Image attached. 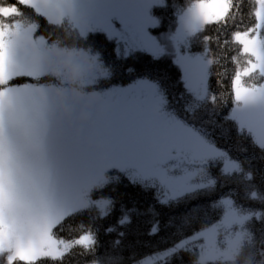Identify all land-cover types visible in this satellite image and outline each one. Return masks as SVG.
<instances>
[{
    "label": "snow or ice",
    "instance_id": "obj_1",
    "mask_svg": "<svg viewBox=\"0 0 264 264\" xmlns=\"http://www.w3.org/2000/svg\"><path fill=\"white\" fill-rule=\"evenodd\" d=\"M256 3L255 27L232 34L240 53L250 59L232 77L235 107L227 119L235 122L238 134H247L264 150V84L244 83L256 74L264 78V0ZM154 6L166 5L164 0H15L7 5L0 0V264L5 257L7 264L42 259L62 264L75 246L94 250L97 239L91 230L81 227L78 238L66 240L54 229L88 208L108 214L111 201H94L89 193L108 182L109 169L126 173L133 182L158 183L169 198L214 187L206 166L216 160L225 162L224 175L243 174L238 161L168 110L158 83L139 80L128 89L89 91L111 75L99 54L34 35L39 25L21 11L31 9L49 24L67 25L85 40L90 33H106L117 41L118 56L142 51L158 58L166 46L148 33L159 25ZM233 7V0H186L177 8L178 27L167 40L184 45L183 51L177 47L176 63L185 71L193 107L209 99L205 81L214 60L189 54L187 45L207 25H226ZM232 60L238 64L237 57ZM18 77L34 82L12 85ZM42 78L51 82L41 83ZM257 196L252 192L250 198ZM213 206L224 208L218 224L149 257V264L181 249L194 251L188 244L200 239L204 243L196 264H238L246 247L253 250L248 264H255L256 237L247 223L264 213L238 207L230 198ZM127 222L126 216L119 221ZM259 243L258 255L264 256V239Z\"/></svg>",
    "mask_w": 264,
    "mask_h": 264
},
{
    "label": "trees",
    "instance_id": "obj_2",
    "mask_svg": "<svg viewBox=\"0 0 264 264\" xmlns=\"http://www.w3.org/2000/svg\"><path fill=\"white\" fill-rule=\"evenodd\" d=\"M3 2L7 5L15 3V0ZM164 2L166 6L152 8L159 25L151 30L160 39L164 33L175 30L177 8L186 4V0ZM233 4L226 25H207L188 43L190 52L201 53L214 60L206 78L209 99L195 107L171 51L158 58L142 51L127 57L118 56L117 42L103 32L90 33L86 40L78 38L75 32L67 29V25L49 24L47 18L38 17L31 9L21 7L25 17L39 25L35 33L44 36L50 43L59 39L67 46L91 48L93 54H99L101 62L111 70V75L101 78L89 91L126 85L138 79L156 82L165 96L169 111L205 133L209 140L243 168V174L224 175L222 160L213 161L206 166V171L216 181L214 187L170 199H165L162 190L151 182H133L126 173L109 169L106 173L108 182L89 193L94 201H111L108 214L101 216L99 209L88 208L67 217L54 229L59 238L66 240L78 238L82 234L81 227L85 232L91 230L97 239L95 249L89 251L75 246L70 254L65 255L62 264H109V261L113 264H140L141 261L149 264V257L154 258L157 253L174 248L180 240L219 223L224 208L213 205L222 198L232 199L238 207L264 213V199H261L264 197V150L254 145L247 134H238L235 122L227 119L234 106L232 77L237 67L242 70L250 59L240 53L241 46L233 42L232 34L254 28L257 3L256 0H233ZM204 37L209 39L205 41ZM233 56L237 57L238 64L233 62ZM46 79L42 78L40 82ZM263 80L256 74L245 77L244 83L245 86L259 85ZM213 96L216 97L214 102L211 99ZM249 173L251 179H246ZM252 192L258 193L257 198H250ZM125 216L128 222L120 224L119 221ZM247 227L256 237L255 264H264V256L258 255L259 242L264 239V218L252 219ZM188 248L194 251L181 249L166 260H160L159 264H196V242L188 244ZM251 251L246 247L238 264H248L246 257ZM4 264L7 262L4 261ZM37 264L52 262L42 259ZM56 264L61 262L57 261Z\"/></svg>",
    "mask_w": 264,
    "mask_h": 264
},
{
    "label": "rangeland",
    "instance_id": "obj_3",
    "mask_svg": "<svg viewBox=\"0 0 264 264\" xmlns=\"http://www.w3.org/2000/svg\"><path fill=\"white\" fill-rule=\"evenodd\" d=\"M258 7H259V5L257 4V8H256V10L258 9ZM117 27H119V24H118V22H117ZM178 27V24H176V28ZM255 27V26H254ZM153 27H149V29H148V33H149V35H151L152 37H154V38H156L157 39V41L158 42H160L162 45H164V46H166V51L167 52H170L171 51V53L173 54V59H174V61L176 62V53H177V47H179L182 51L183 50H185L184 49V45L183 44H181V45H179V46H174L171 42H169L168 40H167V36H168V34H170V33H175V31H176V28H175V30H173V31H170V32H167V33H164L162 36H161V39L157 36V34H155L154 32H152V29ZM104 34H106V33H104ZM252 34H255V33H252ZM262 35H264V31H262V33H261ZM34 35H36V36H41V35H37L36 33H34ZM107 35V34H106ZM108 36V35H107ZM116 41V40H115ZM117 42V41H116ZM118 47V46H117ZM121 47H122V45H121ZM186 51L189 53V54H192V55H203V54H201V53H192V52H190L189 50H188V45H187V48H186ZM150 54V53H149ZM152 55V54H151ZM153 56V55H152ZM209 59V58H208ZM179 65V64H178ZM179 67H180V69H181V72H182V78H183V81H184V83H185V85H186V82H185V71H184V69L179 65ZM208 72H209V67H208ZM208 75V74H207ZM20 78H22V79H20ZM207 78V77H206ZM139 80H148V79H138V80H135V81H133V82H131V83H129V84H126V85H113V86H111V87H109V88H124V89H128V88H130L131 86H133L136 82H138ZM150 81V80H149ZM29 82H33L32 80H31V78H27V77H18V78H15L13 81H11V84L12 85H22V84H24V83H29ZM49 82H51L50 81V79L49 78H47L46 80H45V82H41V83H49ZM205 84H206V81H205ZM261 84H264V80H263V82L261 83ZM207 87V86H206ZM109 88H106V89H109ZM104 90V89H103ZM90 91H93V90H90ZM101 91V90H100ZM235 107V104H234V106L232 107V109ZM232 111V110H231ZM221 150V149H220ZM223 151V150H222ZM224 161H222V164H223V167H224ZM197 180H199V177H197L196 178ZM161 190H162V194H163V197L165 198V199H170L169 197H170V193H166L165 192V190L157 183L156 184ZM101 200V199H100ZM223 219V217L221 218V220ZM220 220V221H221ZM218 224V223H217ZM215 225V224H214ZM213 226V225H212ZM212 226H209V227H212ZM195 235V234H194ZM194 235H192V236H190V237H188V238H185V239H182V240H180L177 244H179L181 241H184V240H187V239H189V238H192V237H194ZM196 242V246H197V248H198V254H199V250H200V245L201 244H203L204 243V241L202 240V239H200V240H196L195 241ZM4 261L5 262H7L6 261V257L4 258Z\"/></svg>",
    "mask_w": 264,
    "mask_h": 264
}]
</instances>
